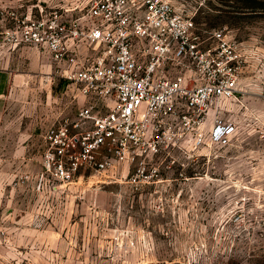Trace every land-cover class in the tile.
Returning <instances> with one entry per match:
<instances>
[{"label": "rangeland", "instance_id": "1", "mask_svg": "<svg viewBox=\"0 0 264 264\" xmlns=\"http://www.w3.org/2000/svg\"><path fill=\"white\" fill-rule=\"evenodd\" d=\"M172 1L197 27L222 29L241 54L237 93L213 103L205 122L231 124L228 142L146 156L153 181L128 182L134 164L121 165L118 180L90 169L57 180L44 163L43 135L55 122L47 112L65 98L72 112L86 100L64 93L55 62L25 48L20 73L36 90L12 92L0 116V264H264V0ZM87 2L0 5L73 20Z\"/></svg>", "mask_w": 264, "mask_h": 264}, {"label": "built area", "instance_id": "2", "mask_svg": "<svg viewBox=\"0 0 264 264\" xmlns=\"http://www.w3.org/2000/svg\"><path fill=\"white\" fill-rule=\"evenodd\" d=\"M37 48L85 105L46 129L44 163L62 182L80 169L153 181L145 157L190 142H228L233 126L206 118L217 100L237 93L241 54L222 29H202L172 0H88L73 20L32 16L0 5V53ZM140 177L143 179L141 180Z\"/></svg>", "mask_w": 264, "mask_h": 264}, {"label": "crops", "instance_id": "3", "mask_svg": "<svg viewBox=\"0 0 264 264\" xmlns=\"http://www.w3.org/2000/svg\"><path fill=\"white\" fill-rule=\"evenodd\" d=\"M25 48H29V47H21L11 52L0 53V116L6 114V112L9 111L8 99L12 97V92L16 93L19 89L21 90V92L23 91L25 93H27L29 89L30 90L32 89V91L36 90L34 89L35 85L33 87L30 80L26 76L22 75V73H20V71L24 70L21 67L20 59L25 57V55L27 54V50ZM38 52H39L38 55L42 58L43 61H45V59L47 58L48 59L50 58L48 54L40 51ZM30 56L31 55L28 52V57ZM32 56H34V53H32ZM10 59H16V60L19 59L18 60L19 63H16V67H15V63L13 67L11 66L9 67L8 60ZM54 64L55 67L53 69V73H54L53 75L61 76V71L65 67V65L58 64L56 62ZM38 84H39L38 88L40 89V87L43 86V84L41 82H39ZM64 93L67 94L70 93V95L73 96V100L76 99L77 97H79V99L81 98L79 94L74 93V89L70 88V86L66 88ZM66 99L67 98H65V100L60 101L59 105H57L58 107L57 106L52 107L53 110L49 109V112H47V116L50 121L52 119L56 120L62 116L73 115L75 111L74 112L71 111L70 108L71 99L69 101L68 99L67 100ZM30 113L34 114V109H32Z\"/></svg>", "mask_w": 264, "mask_h": 264}]
</instances>
